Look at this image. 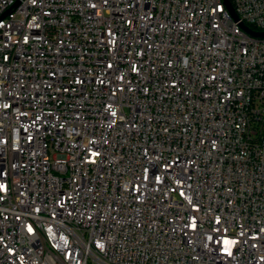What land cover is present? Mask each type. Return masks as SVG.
<instances>
[{"label": "built area", "instance_id": "obj_1", "mask_svg": "<svg viewBox=\"0 0 264 264\" xmlns=\"http://www.w3.org/2000/svg\"><path fill=\"white\" fill-rule=\"evenodd\" d=\"M0 0V264H264V0Z\"/></svg>", "mask_w": 264, "mask_h": 264}, {"label": "water", "instance_id": "obj_2", "mask_svg": "<svg viewBox=\"0 0 264 264\" xmlns=\"http://www.w3.org/2000/svg\"><path fill=\"white\" fill-rule=\"evenodd\" d=\"M228 10L230 11L232 17L234 19H238V15L237 13L235 12V9L231 3L230 0H224ZM242 27L247 31L249 32L250 34L254 35V36H261V37H264V31H255L253 29H251L249 26L245 25L244 23H242Z\"/></svg>", "mask_w": 264, "mask_h": 264}]
</instances>
